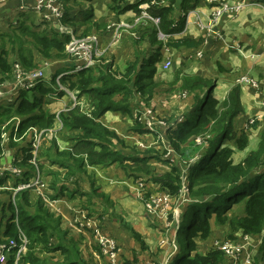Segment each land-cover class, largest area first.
<instances>
[{
    "label": "trees",
    "instance_id": "trees-1",
    "mask_svg": "<svg viewBox=\"0 0 264 264\" xmlns=\"http://www.w3.org/2000/svg\"><path fill=\"white\" fill-rule=\"evenodd\" d=\"M141 1L148 2L149 0ZM138 5L137 2L130 7L137 15H140ZM181 7L183 15L175 23L174 19L170 18L173 10L172 4L152 5L146 8L150 15L159 19L157 26L149 35L157 48L149 56H146L141 49L136 50L134 59L128 61L122 71L113 70V63L108 62L61 75V83L70 91H78V97L85 96L90 108L89 113L81 110L79 106H74L67 112H61L59 117L62 123L68 126L71 132H77L73 138V146L71 149L60 151L54 141L55 147L52 145L46 150V157L50 163L57 164L66 170L64 180H61L63 183L65 180L75 178L74 181L78 184L79 174L86 173L88 166L106 167L117 164L127 173L128 177L137 180L147 176L151 182L158 183L168 194L178 195L182 186L181 170L170 164L169 171L155 173L154 166L149 163V160L154 157L153 148L146 149L147 151L141 156L137 152L123 153L117 147V143L122 147H127L124 140L114 130L105 126L101 118L108 111L133 116V110L138 109V106H134L133 103L136 95H139L140 100L149 105L160 85L154 80V75L157 66L162 61L161 48L164 44L178 48L197 47L201 43V39L174 38V34L182 30L184 26L186 12L194 5L187 2ZM64 13L65 18L66 12ZM158 30L169 34L170 37L166 41L158 39L156 37ZM25 35L30 37L32 42L25 40ZM5 37L8 38L11 48L4 40L0 49V85L13 77L15 62L20 63L27 71L37 68L35 51L43 59L53 56L56 59L66 58L65 45L69 36H58L56 33L48 36L22 24L16 33L5 34ZM30 43L32 47H28ZM11 52L15 58L9 59ZM56 78L51 76V79L42 80L30 89L20 90L14 102L8 101L6 104L0 102V156L4 154L2 134L5 130H9L12 136L16 121H18L17 136L22 135L30 127L48 128L54 124L55 114L42 109L41 97L47 94L49 98H53L64 94L63 91L57 90ZM177 82H180L181 92L193 94V103L190 109L184 112L183 119L179 120L176 127L174 129L170 127L167 130L169 141L174 150L179 152L184 159H189L192 151L199 150L192 140L187 148H181V145L191 137L193 139L197 136L204 137L206 151L188 167L186 188L190 200L182 213L181 223L176 232L177 240L182 243L184 251L178 252L171 264L223 263V254L217 248H212L205 253L197 250V240L206 239L211 232L210 219L212 217L218 224L229 226L227 240L234 239L238 232L260 236L261 243L258 253L260 261L264 263V116L256 149L249 151L235 163L232 160L234 149L224 146L223 142L232 140L236 149H244L248 145L246 131L255 128L258 123V120H255L239 133L234 131L233 120L243 113L240 85L234 84L220 103L214 95V79L189 75L184 73L182 68H178L170 84ZM133 121L135 123L132 127L133 131L139 133L148 131L138 121V118H134ZM18 142L11 139L9 141V146L20 147L16 151L18 152L16 156L22 158L13 165L16 164L15 166L23 168V179L17 182L27 181L31 177V172H35L36 168L28 161L31 158L30 143L25 142L18 146ZM148 153L152 155L148 156ZM42 167L43 161L38 159V170L40 171ZM53 175L57 179L52 181L51 186L55 188L61 174L53 172ZM5 180L6 177L0 176V186ZM65 190L66 186L62 184L60 193ZM28 193L27 190H21L16 193L15 204L12 201L8 202L9 217L0 229V243H5L8 239L18 241L20 234H24L28 239L27 250L18 259L17 264H91L82 257L77 244L61 241L65 232L60 229V218L54 217L43 206L41 197L36 202L34 212L30 213L27 210L26 206L30 204ZM91 193L105 195L100 191V186L94 185L93 180L91 181ZM240 203H242L243 214L229 215L228 211L231 207ZM121 223L130 231L131 236L141 248L145 249L146 244L142 234L131 224L123 220ZM181 232H183V240L180 237ZM55 233L60 239L57 244H53L50 240ZM96 249L100 252L99 247ZM56 251L59 252L61 258L56 261H48L39 255L42 252ZM14 258L15 249H12L7 255L5 264H14ZM101 264L106 263L101 262Z\"/></svg>",
    "mask_w": 264,
    "mask_h": 264
},
{
    "label": "crops",
    "instance_id": "crops-1",
    "mask_svg": "<svg viewBox=\"0 0 264 264\" xmlns=\"http://www.w3.org/2000/svg\"><path fill=\"white\" fill-rule=\"evenodd\" d=\"M187 2L189 4L194 5L192 9H189L186 12V16H185L186 18L187 13L189 11L192 12L189 13L190 22L189 24H186V19H185V23L182 30L177 32L175 36L176 38H191L193 40L201 39V43L197 47L182 46L178 48L164 44L163 47L161 48V53L163 56L162 61L167 57L166 60H169L171 64L172 63L174 64L175 61L177 64H183V71L186 74L198 75L203 78H207L209 80L214 79L215 80L214 95L218 98L220 103L226 96L228 90L234 84H239L240 100L243 106V113L239 116H236L233 120L234 131L239 133L240 130L246 129L247 121H249L253 116L260 115L263 109V106H261V104L259 103L261 99H264V85H262V81L260 80L261 89L255 90L247 84H240L239 80L243 76H247L249 78L251 77L252 79L255 80H257L258 76L261 75L264 76V8L257 4L246 5L244 6V9H242L237 14L229 18L227 17L222 18L219 21V24H217L213 30H208L205 27L202 26L200 27L196 22H194L195 19L198 18L204 21L208 16L212 3H208L205 0H189V1L186 0V2L184 0H169V4H172L173 6V10L170 14V18L174 19V23L177 22L178 18L182 16L183 13L181 5L187 4ZM136 3H137L136 0H115V1L110 0V3L107 6H105L102 0H92L89 2V6L78 9L79 11H84V12H78V11L70 12L68 7L69 0H63L61 4V6H63L62 7L63 15L61 18V23L63 25L61 23L60 24L62 26H65L68 30H71L73 34L78 36H85L93 32L98 34L103 32V36L101 34L99 35L101 38V46L104 52L105 47L108 46L112 40V34L114 28L112 24L122 20L133 22V19L137 17V14L134 11V9L131 8L130 6ZM90 4L92 5V8H90ZM34 5H35V0H10V1L5 0V2L4 1L0 2V19H2L5 16V14L9 15L10 13L6 11H8L12 7L14 20H11L9 23L11 26L12 23H15V25L12 26L13 30L3 31L4 28L0 30V49L3 46L4 40L6 38V37L4 38V35L13 33L14 31L18 30L19 26H21L22 24L28 26L27 21L32 16L35 19L33 23H38L35 24L36 27H39L41 25L45 26L44 23L47 22L50 23H55L56 21L60 22V20L56 19L53 15H49V17L47 18H45L43 15L40 16L39 15L40 13L36 11L35 8L33 7ZM21 6H27V8L22 9ZM15 7H17V14L19 15L18 18H15V12H16V11L14 12ZM124 7L126 8L123 11H120ZM97 9H99L100 11L99 15L96 14ZM102 11L105 14L112 13V15L115 18L111 22L109 23L107 22L108 24L106 23L105 26L103 25V22L105 20L101 21L96 19V17L102 15ZM64 12H66L65 18H64V14H65ZM195 13L197 14V17H193ZM18 24L20 25L16 27V25ZM106 25H107L108 34L105 28ZM154 28H155V24L152 22H147L145 24H140L137 26L134 25V27L128 30H122L119 40L121 39L124 33L129 34L130 35L129 39L131 40L133 45L135 46V43L138 44V47L144 51V54L146 56H149V54L154 52L155 49L157 48V45L153 44L155 42H152L151 37H149V35L152 33ZM44 31L45 29H43L42 32L44 33ZM53 33H56L58 36H62V33L56 27H53V29L48 28L44 34L51 36ZM156 37L159 39L158 32H156ZM128 43L129 41H126V44ZM118 50H119L118 56L120 59L116 60L115 58V60L118 61L117 62L118 67L120 65L119 62L121 64L122 63L125 64L123 65L124 67L120 68V70L122 71L124 70L126 63L134 59L135 51L133 50L131 44L124 45L123 48H120ZM128 51L129 53L133 51V57L131 56V54H129L128 56L125 55V53ZM53 52H54L53 54H55V51ZM198 53H200V55H198ZM49 59L55 61H62L63 63L62 64L63 67L52 74V76H55V78L59 74L63 73L60 71L63 70L64 66L65 67L69 66V68H71L72 66V63L67 58L56 59L53 56ZM161 62L159 64H161ZM233 67H237V68H233ZM175 70L176 69L174 68L173 72L163 75L160 73L162 71L160 66L158 65L156 71L157 73L154 75V80L160 83V85L157 87L156 92L158 91V88L161 86L162 83H167L169 85L167 92L170 95V97L174 93L177 94L176 98L178 104L175 106V110L171 113L179 114L183 118L186 108L192 106L193 94H189L187 92H181L179 90L180 82L170 84L171 80L174 77ZM10 81L11 79L5 80L0 85V87L3 86L6 82H10ZM80 98L83 100H87L86 97L83 95ZM152 100L153 101L155 100L154 97H152ZM139 108L140 107L138 106V109H134L133 112L134 113L138 112ZM145 109L148 108H144L143 112L145 111ZM177 111L180 112L176 113ZM119 114L121 113L108 111L101 118V122L109 129L114 130L118 134V136L124 140L126 145H128V143H132L133 141V144L144 146L143 144L144 139L149 137L153 138L152 132L154 131V128L152 131H148V132L146 131L144 133H139L137 131H133L132 129H130L129 131L131 132L127 133L124 130V128L120 125V120L121 119L126 120V117L128 115H125L126 117H123L120 116ZM178 117L175 118V115L171 116L169 123L167 125L161 124L162 127L166 129V131L170 127L171 129H174L176 127V124L179 123V120H181V118L178 119ZM257 120L258 123L256 127L258 126V128H260V126L262 125L261 124L262 117H260ZM130 125H132L131 121H130ZM144 127H146L145 122H144ZM249 130L250 129H248L247 131L249 132ZM191 140L194 142V145H197L195 140L191 137L187 142L181 145V148H187ZM64 144L67 143L64 142ZM14 148H16V146ZM125 148L127 147H124L123 149L121 147V150H123L124 153L131 154V152ZM232 148L234 149V154L236 150L238 152V149L234 147ZM197 152H199V150L192 152L189 158H193ZM203 154L204 153H202V155ZM244 156L245 155H243L242 158ZM20 160H22L21 156L17 157L16 154L15 155L13 154L11 156L2 155L0 156V166H1L0 169L2 170V168H4L7 164L10 163L14 164V162H19ZM150 162L152 163V161ZM117 166H118L117 164H112L106 167L102 165L88 166L86 173L79 174L80 179L77 182L78 184H76V182L74 181L75 178H71L68 181L65 180V183L59 182L55 188H53L50 185L53 180L50 181L51 183L47 186H45L46 183L44 182V185L42 186V188L48 187L47 193L43 192V194L47 195V197L44 196L45 205L47 206L46 208L50 213H52L53 215L55 213L56 216L58 215L60 217V229L61 230L63 229L62 231L66 233V236L71 235L70 233H74L82 241L84 242L86 241V243L83 245L84 250H88L89 255L91 257L96 255L99 258L98 250L96 249L98 248V246L96 243L95 234L93 235L95 229L101 230L99 226L96 224L98 220H95L96 222L91 221L90 226L85 224L83 225L78 224L77 221L80 220V217H83V215L82 214L80 215V212L77 210V207L74 206V204L72 203V201L75 199V196L78 195L77 193H79L78 188L79 185L82 184L83 177L86 174L92 173L91 176L97 179L101 187V191L104 192V194H108L110 198L113 200L120 199L126 194L130 195L131 197L138 196V198H140L142 191L145 190L144 192L145 194H148L147 192L148 190L151 191V189H149L146 186V184L144 187V184L142 185L141 183L138 182L139 181L138 179L140 178L137 179L138 181L134 179L135 180L134 182L132 177L126 178L127 176L125 177L124 176L125 174H120V172H124V171L121 168H117ZM65 173L66 170L60 173L61 174L59 177L60 180H64ZM1 174L2 172H0V176ZM10 177H8L9 181H7L6 179L4 181V184L0 186V187H9L8 189H5L8 190V193H6L9 195L8 200L10 199L11 193L13 192L11 188L15 187L17 181L19 180L18 177H14V176H10ZM44 178L45 180L49 181L47 177ZM103 179L106 182H104ZM71 183L75 184V188L72 190L68 188V185ZM119 183L122 184V186L119 185ZM62 184L66 185L68 191L65 190L62 193H60L59 190ZM33 191H36V189H33L29 192H33ZM52 191H56V192L52 193ZM63 194L69 195L70 197L68 200L71 201L64 200L62 197ZM83 194L86 193L83 192ZM48 196H54V197L48 198ZM35 200H37V198ZM35 200L32 199L31 201L29 195V201L32 206L36 202ZM12 203L15 204L13 201ZM7 204H8L7 202H2L0 200V222H1L0 229L1 226L4 225L5 220H7V218L9 217V212L7 215L5 213V209L7 210ZM33 208L35 211L34 206ZM80 225L82 226L80 227ZM81 246L82 245H80V247ZM177 254L178 253H175V256ZM46 256H50L51 259H56L57 257L58 258L60 257L58 251L46 253ZM82 257L84 256L82 255ZM99 263L101 264L100 260L96 264Z\"/></svg>",
    "mask_w": 264,
    "mask_h": 264
},
{
    "label": "rangeland",
    "instance_id": "rangeland-1",
    "mask_svg": "<svg viewBox=\"0 0 264 264\" xmlns=\"http://www.w3.org/2000/svg\"><path fill=\"white\" fill-rule=\"evenodd\" d=\"M90 1H92V0H69V4H68L69 11L70 12L71 11H73V12L74 11L75 12H77V11L78 12H84V11H79L78 9L82 8V7L89 6ZM112 1H114V0H112ZM0 2H2V1H0ZM59 2L62 4L63 0H59ZM102 2L105 6H107L110 3V0H102ZM90 8H92L91 4H90ZM93 9H94V7H93ZM6 12H9L10 14L9 15L5 14V16L2 19H0V30H2L3 28H4L3 31L13 30L12 26L15 25V23H12V26L9 23L11 20H14L12 7ZM14 12H15V18H18L19 15L17 14V7L14 8ZM93 13H94V11H93ZM96 14H98V15L100 14L99 9L96 10ZM39 15L41 16L42 14L40 13ZM96 19L101 20V21L105 20L103 22V25L105 26V24L107 22L109 23L112 20H114L115 18L112 15V13L105 14L102 11V15L96 17ZM34 20L35 19L32 16L27 21L28 28L33 29L34 31L42 33L43 29H45V31H44V33H45L48 28H50V29H53V27L57 28V25L55 23H50V22L44 23L45 26H47V27H45L44 25L36 27L35 24H38V23H33ZM19 25L20 24L16 25V27ZM105 28L107 30V25ZM14 33H16V31H14ZM99 34H101L103 36V32L99 33ZM107 34H108V30H107ZM129 37H130L129 34L124 33L116 45H112V43L110 42L109 45L105 47V51L101 54L99 60L96 61V63L93 66L112 62L113 63V70L121 71L120 68L124 67L123 65H125V64H123V63L121 64L119 62L120 65L118 67V64H117L118 61H116V60L120 59L118 56L119 55L118 49L123 48L124 45H130L131 44L134 51L140 50V48L138 47V44L135 43V46H134L133 43L131 42V40L129 39ZM24 39L27 40L28 42H32L30 37H28L26 35L24 36ZM126 41H129V43L126 44ZM132 41H133V39H132ZM5 42L8 44L9 48H11V45L8 43V38H5ZM28 47H32L31 43L28 45ZM129 54H131V56L133 57V51L130 53H129V51L125 53L126 56H128ZM12 58H15V55L11 52L9 54V59H12ZM115 58H116V60H115ZM166 58L161 62V64H159L161 71H162V72H160L161 74L164 75V74L171 73L174 71V68L175 69H178V68L183 69V64H177L176 61L174 64L172 63L169 68L164 69L163 64H164ZM68 60L70 61V59H68ZM63 61H65V60H63ZM35 62H37L36 67L38 69H43L44 76L42 78L46 77L47 80L51 79L52 74L63 67L62 61L43 59L40 57V55L36 51H35ZM45 62L48 63L47 67L44 66ZM37 68H35L34 70H36ZM233 68H237V67H233ZM70 69L71 68H69V66H66V67L64 66L63 70L60 72L67 74V73H69ZM64 70H65V72H64ZM61 74H59V75H61ZM46 79H44V80H46ZM257 80H258L259 84H261V81H262V85H264V76L263 75L258 76ZM14 85H15V78L12 77L10 82H6L3 86L0 87V92H1L0 93V102L1 103L6 104L8 101H11V102L16 101V99H15L16 92L15 91L17 89H14ZM260 86L261 85H259V89H261ZM61 87H62L61 89H65V90L68 89L67 86H65L64 84H62ZM168 88H169V85L167 83H162L161 86L158 88V91L153 96L155 100L153 101L151 99L149 102V105H146L143 101L140 100L139 95H136V98H135L133 103H134V106L140 107L138 112H135V113L133 112V116L128 115L127 117L125 116V114H119L120 116L126 117V120H128V121H126L125 119H121L120 125L124 128V130L127 133L131 132L129 130L132 129V127L135 124L133 121L134 118H138V121H139V116H140L141 121H139V122L142 125H144L146 115L144 114L143 109L144 108L150 109L152 114H153L151 116L153 117V120L156 122L154 124V131L152 132L153 138L149 137V138L144 139L143 144L145 147L141 146V145L133 144V141H132V143H128L127 148H125V149H128L131 152V154L134 152H137V154L139 156H141L143 154V152L147 151L149 148L150 149L153 148V150L155 151V152H153L154 157L149 160V163L152 164V166H154L155 173H163V172L169 171L170 170L169 166H170V164H172V165L178 167L179 170H181V174L184 177L183 185L185 186L187 183V174L189 172L188 171L189 165L192 164L193 162H195L202 155V153L205 152L206 146L197 144L196 146L199 147V152H197L193 158H189V159L182 158L181 154L179 152H177L176 150H174L173 146L171 145V143L169 141V137H168L169 133L166 131V129H164L162 127L161 124H157V123L162 122L165 125H167L169 123V120L171 119V116H173V115H175V117L180 116L179 114L171 113L175 110V106L178 104V101L176 98L177 94L174 93L170 97V95L167 92ZM29 97L31 98V95H29ZM41 99L43 102V104L41 106L42 109L48 111L49 113L55 114V117H56L54 124L51 126L52 128H54L52 139L47 141V142H44L40 146L39 152H38L39 159L43 161V167L40 170L41 175H43L42 176V184L44 185V182H45L46 183L45 186H47L51 183L50 181L57 179L53 175V172L61 173L64 170H62L63 168L59 167V165L50 163V161L46 157V150L50 146H52V145L54 146V144H53L54 141H55L56 146H58V149L60 151L66 150V149H71V147L73 146V142H74L73 138L76 136L77 132L76 131L71 132L69 127L64 125L62 123L60 117H59V114L61 112H67V109H66L67 107L72 108L74 106L72 104L73 102H72V95L71 94H69V93L63 94L61 96H55L53 98H49L48 95L45 94L44 96L41 97ZM259 103L261 104V106H263L264 99H261L259 101ZM83 107H85V105H83ZM190 107L186 108V111H188L190 109ZM179 112L180 111H177L176 113H179ZM179 118H181V120L183 119L181 116L178 117V119ZM130 121L132 122V125H130ZM248 124H251V123L247 121V125ZM48 128H50V127H48ZM261 128H262V125L260 126V128H258V126L253 128V131H252V128H250L249 132L246 131V133L248 135V145L244 149L238 150V152L236 150L235 154L234 153L232 154V160L235 163H237L240 159H242L243 155H246L249 151L256 149ZM5 131L7 132V135L10 133L9 130H5ZM209 138H210V136H209ZM10 139L13 140L12 137H10ZM26 140H27L26 138H22L21 140H19L18 146H21V144L26 142ZM231 141L226 140L223 142V145L224 146H232V147L236 148L234 145V142H231ZM64 142H66L67 144H64ZM115 142H116V140H115ZM3 144H4V154L3 155L11 156L13 154L15 155L18 153L16 151L20 147L14 148V147L9 146V141H7V139L3 141ZM117 146L120 149L122 147L120 144H117ZM123 148L124 147H122V149ZM122 152L124 153L123 150H122ZM150 153H152V152H150ZM150 153H148L147 155L148 156L152 155ZM150 161H152V163ZM164 161H167L168 163H165ZM9 166H12V163L7 164L5 167H9ZM117 168H121V167L117 166ZM21 169H23V168H21ZM0 172H2L1 176L6 177L7 181H9L8 177H10V176L6 175V172H8V171H6L4 168H2V170L0 169ZM91 174H86L83 177L82 184H80L79 188H78L79 193H77L78 195H76L75 199L72 201L74 206H76L77 210L80 212V215L81 214L84 215V217H80V220H78L77 222H78V224L83 225L87 222V220H90V221L98 220V222L96 224L99 226L101 231H103L105 234H107L108 236H110L111 238H113L117 242L118 249H119L118 259H117L118 264H170L172 262V260L174 259L175 253H178L180 251L181 252L184 251L182 249V247H183L182 243L178 242V240L176 239L177 238L176 232H177V228L179 227V225L181 223L182 213L184 212L185 207L190 200L184 189H182L180 195H171L170 194L172 197V200L169 204V209L167 210L166 215H162V214L159 215L158 213L156 215H151L145 209L144 200H147L153 194L167 193L164 189H162V187L158 183H153L148 179L149 177L144 176L143 178L138 179L139 181L138 180L137 181L139 183H141L142 185L144 184V187L146 184V186L149 189H151V191L150 190L147 191L148 194H145L144 193L145 190H144V191H142L140 198H138V196H132L131 197L130 195L126 194L125 196L121 197L120 199H114L113 200L110 198V196L108 194L101 196V194H98V193H95V194L91 193V181L92 180L94 181V185L100 186L97 179H95L93 176H91ZM120 174H125L124 176L125 177L127 176L126 178H129L125 171L120 172ZM44 175H46V176H44ZM44 177H47L49 181L45 180ZM132 179L135 182L134 178H132ZM10 180H12V179H10ZM103 181L106 182L104 179H103ZM59 182H62V181L59 179L57 181V184ZM119 185L122 186V184H120V183H119ZM42 186L39 190L29 192L28 196L30 195L31 201H32V199L35 200L36 198L38 200V198L41 197L43 206L47 207L45 205V201H44L45 198L43 199V196L47 197V195L43 194V192L47 193L48 187L42 188ZM68 188L70 190L74 189L75 184L74 183L69 184ZM68 188L66 187L67 191H68ZM0 191H1L0 192V200L2 202L8 203V201L10 200V199L8 200L9 195L6 194V193H8V190L1 189ZM100 191H101V187H100ZM9 192H11V191H9ZM55 192L56 191H52V193H55ZM83 192H85L86 194H83ZM79 194H81V195H79ZM11 195H12V193H11ZM51 197L52 196H48V198H51ZM62 197L66 201H71V200H68L70 197L69 195L63 194ZM126 197H128V198H126ZM84 198H86V199H84ZM37 200H35V201L37 202ZM9 202H11V200ZM36 202L33 205L35 208H36ZM33 206L31 205V203L28 206H26L27 210L30 213L34 212ZM8 212L9 211H7L5 209L6 215L8 214ZM228 214L229 215H231V214L232 215H242L243 214L242 203L234 204L231 207V209L228 211ZM54 217H59V216L58 215L56 216L54 213ZM98 217H99V219H98ZM122 220L124 222L131 224L135 228V230H137L138 232H140L142 234V236L144 238V242L146 244L145 249L141 248L140 244L133 239L130 231L121 223ZM82 225H80V227ZM210 225H211V232L208 235V237L204 240H197V250L201 253H205L208 250L214 248V245H213L214 242H216V241L221 242L223 240H227L226 237L229 233V226L227 224L220 225L215 221L214 217H212L210 219ZM184 230H185V228H184ZM92 233H93V231H92ZM70 234L74 237H72L71 235L66 236V233H65V235L61 239V241H67V243L70 242V243L77 244L79 249H80L81 254L85 257L86 260L91 261L92 264H96L97 262H99V260L102 263H104V262L109 263V260L107 261V258L103 257L100 252H98L99 258L96 255L91 257L89 255V251L84 250L83 245L86 243V241L85 242L82 241L74 233H70ZM94 234L95 233H93V235ZM180 237L183 240V232L180 233ZM255 239L259 240V237L255 236ZM50 240L53 244H56L60 239L58 238V235L55 233L51 236ZM257 240H256V244H257ZM80 245H82V246L80 247ZM258 245L259 244L255 245V243L251 244L252 249L254 250L252 252V254L255 257V259H254L255 264H264L259 259V253L257 251V248L259 247ZM39 255L41 257L46 258L48 261H56L57 259H61L60 257L59 258L57 257L56 259H51L50 256H46L45 252H42Z\"/></svg>",
    "mask_w": 264,
    "mask_h": 264
},
{
    "label": "built area",
    "instance_id": "built-area-1",
    "mask_svg": "<svg viewBox=\"0 0 264 264\" xmlns=\"http://www.w3.org/2000/svg\"><path fill=\"white\" fill-rule=\"evenodd\" d=\"M5 1V0H0ZM139 5L138 8L140 9V15H137L136 18L133 19V22L128 21H118L117 23L112 24L113 28V34H112V45H116L119 42L120 34L122 30H128L134 25L139 24H145L147 22H153L157 25L158 18L153 17L150 15L146 8L152 5H159V6H167L169 4V0H149L148 2H143L141 0H136ZM141 1V2H140ZM208 3H212L210 7V12L208 13V16L204 21H202L200 18L195 19L194 22H196L200 27H205L208 30H213L214 27L219 24V21L224 17H231L238 12H240L242 9H244V6L249 4H257L264 8V0L258 1V0H205ZM22 9L27 8V6H21ZM36 11L41 13L45 18L49 17V15H53L56 19L60 20L56 21L55 24L57 25L58 30L62 34L69 35V39L66 42L65 45V53L70 59V62L72 63V67L69 71V73L77 72L83 68H89L92 67L96 61L99 60L101 54L103 53V49L101 46V38L98 33H91L87 34L85 36H76L73 34L71 30H68L65 26H62L61 18L63 15L62 6L59 0H35V5L33 6ZM189 13H187L186 24H189ZM183 15V13H182ZM186 16V14H185ZM193 17H197V14L195 13ZM233 18V17H232ZM231 19V18H230ZM62 25H61V24ZM174 34V38H176ZM158 36L159 39L166 41L169 36V34H164L161 31L158 30ZM200 55V53H198ZM171 65V62L169 60H166L163 64V68L167 69ZM44 66L47 67L48 63L45 62ZM62 73L61 75H63ZM61 75H58L56 78L57 82V90L63 91L64 94H71L72 95V104L74 106H79L81 110H84L85 112L89 113L90 108L87 104L86 100L81 99L78 97V91H70L68 89H61V83L60 77ZM44 76L43 69H36V70H26L20 63L15 62L13 64V77L15 78V85L14 89H17L16 96H18L20 90H27L30 89L36 84L45 78H42ZM240 84H247L250 87H252L255 90L259 89V82L258 80L252 79L251 77L243 76L240 80ZM1 93V92H0ZM85 105V107H83ZM73 106V107H74ZM67 110L70 109L69 107L66 108ZM144 114L146 115L145 118V128L148 131H152L154 128V124L156 123L153 120V117L151 115L152 112L150 109H145ZM264 116V104L263 109L260 115L253 116L248 122L253 123L255 120L259 119L260 117ZM148 117V118H147ZM139 121L140 118H139ZM158 124L164 123L160 122ZM54 128H38V127H30L28 128L22 135L17 136L18 132V121L15 124L13 128V134L12 139L14 141H19L22 138H26V142L30 143V149L29 152L31 154V158H29V163L34 165L36 170L35 172H31V177L27 181H19L17 182L16 186L11 188L13 190L12 195L10 196V200H12L15 203V196L16 193H18L21 190H27L31 191L33 189L39 190L41 188L42 184V175L41 172L38 170V152L40 146L49 140L52 139ZM147 131V132H148ZM3 141L7 139L9 141V137L4 132L2 134ZM208 137V136H207ZM206 137V139H207ZM195 142L197 144H206V140L204 137L197 136L194 138ZM4 169L8 172H6V175L18 177L19 180L23 179V171L20 167H17L12 164V166L4 167ZM5 173V172H4ZM184 177L182 176V186L179 190L178 195H180L182 189H184L187 193L186 185H183ZM9 187H0V189H8ZM172 200V197L168 193H161V194H153L151 195L147 200H144L145 209L146 211L151 215H156L157 213L159 215H166L167 210L169 209V204ZM84 217V215H83ZM91 221L87 220L85 225L90 226ZM95 238L97 246L99 247V251L103 257L107 258V261L109 260V263L107 264H118V245L117 242L105 234L103 231L99 229L94 230ZM255 236L259 237V240L255 239ZM260 245L261 239L258 235H250V234H243L242 232H238L235 235V238L232 240H223L221 242H214V248H217L221 251L224 257V261L222 264H255V257L253 256L252 252L254 251L252 249L251 244L255 243ZM253 242V243H252ZM27 243L28 239L24 234H20L18 241L15 239H8L5 243H0V264H5L7 255L12 249H15V258H14V264H17L18 259L21 257L22 254H24L27 250ZM258 245V246H259ZM258 251V248H257Z\"/></svg>",
    "mask_w": 264,
    "mask_h": 264
},
{
    "label": "bare ground",
    "instance_id": "bare-ground-1",
    "mask_svg": "<svg viewBox=\"0 0 264 264\" xmlns=\"http://www.w3.org/2000/svg\"><path fill=\"white\" fill-rule=\"evenodd\" d=\"M141 2V1H140ZM153 23V22H152ZM158 24V23H157ZM155 26H157L156 24H155ZM89 34H91V33H89ZM62 35H66V36H69V35H67V34H62ZM66 58L67 59H69L68 58V56L66 55ZM56 85H57V82H56ZM16 96V95H15ZM17 123V121L15 122V124ZM15 126V125H14ZM4 133V132H3ZM5 133L7 134V132L5 131ZM10 135V133L7 135V136H9ZM10 137H12L11 135H10ZM199 145H204V144H199Z\"/></svg>",
    "mask_w": 264,
    "mask_h": 264
}]
</instances>
